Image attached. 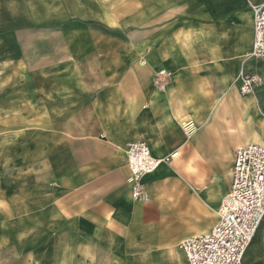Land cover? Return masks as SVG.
Listing matches in <instances>:
<instances>
[{
    "label": "crops",
    "instance_id": "obj_1",
    "mask_svg": "<svg viewBox=\"0 0 264 264\" xmlns=\"http://www.w3.org/2000/svg\"><path fill=\"white\" fill-rule=\"evenodd\" d=\"M264 0H0V264H187L264 146ZM171 72L163 90L154 77ZM241 73L258 75L240 95ZM164 158L131 198L126 148ZM264 264V217L243 255Z\"/></svg>",
    "mask_w": 264,
    "mask_h": 264
},
{
    "label": "built area",
    "instance_id": "obj_2",
    "mask_svg": "<svg viewBox=\"0 0 264 264\" xmlns=\"http://www.w3.org/2000/svg\"><path fill=\"white\" fill-rule=\"evenodd\" d=\"M252 9L253 41L249 56L264 59V3L252 4ZM170 76L171 72L161 71L153 83L163 90ZM258 83V75L241 73L240 95L252 94ZM125 154L131 198L146 202L149 194L144 178L176 153L156 158L145 141L135 140L128 144ZM230 177V189L218 207L215 225L209 232L179 244L187 264H243V255L264 217V146L250 143L237 148Z\"/></svg>",
    "mask_w": 264,
    "mask_h": 264
}]
</instances>
